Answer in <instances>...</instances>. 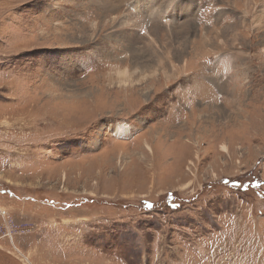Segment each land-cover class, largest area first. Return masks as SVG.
<instances>
[{
	"label": "rangeland",
	"instance_id": "1",
	"mask_svg": "<svg viewBox=\"0 0 264 264\" xmlns=\"http://www.w3.org/2000/svg\"><path fill=\"white\" fill-rule=\"evenodd\" d=\"M0 210V264H264V0H0Z\"/></svg>",
	"mask_w": 264,
	"mask_h": 264
},
{
	"label": "bare ground",
	"instance_id": "2",
	"mask_svg": "<svg viewBox=\"0 0 264 264\" xmlns=\"http://www.w3.org/2000/svg\"><path fill=\"white\" fill-rule=\"evenodd\" d=\"M124 1H126V0H121V2L123 3ZM173 2V1H172ZM175 2H177V1H175ZM158 4V3H157ZM174 4V3H173ZM158 5H152V6H148L147 7V9H148V11L152 14V16H153V14L156 12V9L158 8L157 7ZM174 7V6H173ZM179 7H180V5H179ZM160 8V7H159ZM177 8H178V6H177ZM185 8V7H184ZM181 9V8H180ZM186 10H187V8H185ZM157 10H159V9H157ZM182 10V9H181ZM189 11V10H188ZM160 12V11H159ZM184 12V11H183ZM182 11H181V15H183V14H185V13H183ZM187 12V11H186ZM149 13V14H150ZM158 13V12H157ZM188 13V12H187ZM190 13V12H189ZM160 14V13H159ZM159 14H158V17H159ZM148 15V14H147ZM156 16V15H155ZM155 19V18H154ZM189 20V19H188ZM156 21H153V23H155ZM185 24V23H184ZM94 26H96L95 24H94ZM153 28H154V26H153ZM168 57H170L169 56V52H168ZM172 68L173 69H175V68H177V66H175L174 64H172ZM155 73L154 74H156V72L157 71H154ZM130 75L128 74V72L127 71H123V72H120L119 73V83H120V85H123V86H125L126 87V85H134V84H141L142 82H144L145 80H148L147 79V76H145V77H140L137 81H134V80H130ZM168 77H169V75H168ZM205 88H207V87H205ZM135 91V90H134ZM204 94V93H203ZM42 113H43V111H42ZM128 126L127 125H124V126H119V127H117V128H115L114 130H113V134L115 135V136H122V135H124L127 131H128ZM146 146H147V149L149 150V151H153V149H152V147L148 144V143H146ZM222 149L224 150V151H227L228 150V147L225 145V144H223V146H222ZM0 211H2V210H0ZM17 248V247H16ZM17 250H18V252L21 254V257H22V259L25 261V263H27V264H33V262L32 261H30V259H29V257L27 256V255H25L24 253H23V251L22 250H20V249H18L17 248Z\"/></svg>",
	"mask_w": 264,
	"mask_h": 264
}]
</instances>
